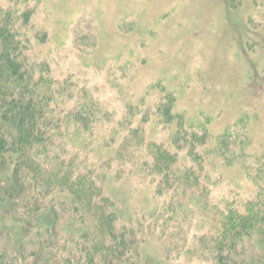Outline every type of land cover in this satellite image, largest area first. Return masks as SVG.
<instances>
[{"label": "rangeland", "instance_id": "rangeland-1", "mask_svg": "<svg viewBox=\"0 0 264 264\" xmlns=\"http://www.w3.org/2000/svg\"><path fill=\"white\" fill-rule=\"evenodd\" d=\"M0 8L15 14L31 62L50 72L57 116L93 111L68 148L83 167L110 160L103 191L140 260L216 264L218 254L199 244L212 210L244 214L264 203V0H0ZM163 106L182 126L163 122ZM193 136L204 145H191ZM154 146L174 160L166 185L154 173ZM17 192L0 170L8 258L37 229L50 238L63 229H49L61 217L53 203L37 223L24 222ZM230 260L264 264V236L245 235Z\"/></svg>", "mask_w": 264, "mask_h": 264}, {"label": "trees", "instance_id": "trees-1", "mask_svg": "<svg viewBox=\"0 0 264 264\" xmlns=\"http://www.w3.org/2000/svg\"><path fill=\"white\" fill-rule=\"evenodd\" d=\"M22 16L27 23L29 14ZM14 22L15 14L0 8V170L18 186V213L25 216L24 222L37 223L43 206L53 203L59 205L61 217L49 229L65 227L68 235L61 229L53 231L55 237L50 238L47 228L37 229L34 242H27L13 258L0 253V263L156 264L148 260L143 263L135 234L115 226L116 206L102 184L110 160L93 169L78 164L77 155L70 154L69 143L86 132L93 111L81 107L57 116L50 72L45 65L31 62L30 49ZM158 112L164 123L174 118L182 126L181 118L173 117L169 106ZM190 144L204 145L203 137L193 136ZM153 156L154 173H165L166 185L174 160L155 146ZM78 165L82 167L78 169ZM56 190L64 196H57ZM260 204L251 203L244 214L237 209L212 210L213 229L208 238L207 233L200 238L199 244L203 243L205 251L218 254L216 264H235L230 255L236 256L245 235L264 236V203Z\"/></svg>", "mask_w": 264, "mask_h": 264}]
</instances>
